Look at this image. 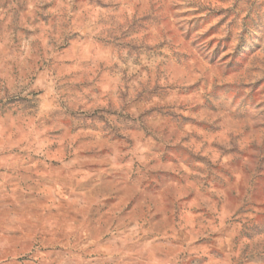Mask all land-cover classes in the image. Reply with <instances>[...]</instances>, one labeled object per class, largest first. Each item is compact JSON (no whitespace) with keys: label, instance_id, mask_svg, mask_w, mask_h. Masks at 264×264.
<instances>
[{"label":"rangeland","instance_id":"rangeland-1","mask_svg":"<svg viewBox=\"0 0 264 264\" xmlns=\"http://www.w3.org/2000/svg\"><path fill=\"white\" fill-rule=\"evenodd\" d=\"M0 264H264V0H0Z\"/></svg>","mask_w":264,"mask_h":264}]
</instances>
